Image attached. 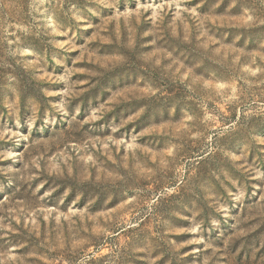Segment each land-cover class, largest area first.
<instances>
[{
    "label": "rangeland",
    "instance_id": "obj_1",
    "mask_svg": "<svg viewBox=\"0 0 264 264\" xmlns=\"http://www.w3.org/2000/svg\"><path fill=\"white\" fill-rule=\"evenodd\" d=\"M0 264H264V0H0Z\"/></svg>",
    "mask_w": 264,
    "mask_h": 264
}]
</instances>
